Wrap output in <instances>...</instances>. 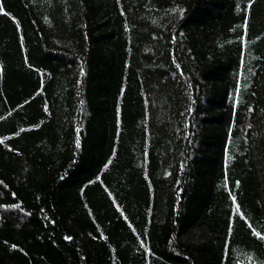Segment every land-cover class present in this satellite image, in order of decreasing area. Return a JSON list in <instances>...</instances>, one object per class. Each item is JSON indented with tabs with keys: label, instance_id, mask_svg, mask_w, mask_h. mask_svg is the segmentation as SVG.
Listing matches in <instances>:
<instances>
[{
	"label": "trees",
	"instance_id": "16d2710c",
	"mask_svg": "<svg viewBox=\"0 0 264 264\" xmlns=\"http://www.w3.org/2000/svg\"><path fill=\"white\" fill-rule=\"evenodd\" d=\"M0 9V264H264V0Z\"/></svg>",
	"mask_w": 264,
	"mask_h": 264
},
{
	"label": "snow or ice",
	"instance_id": "6c2138e0",
	"mask_svg": "<svg viewBox=\"0 0 264 264\" xmlns=\"http://www.w3.org/2000/svg\"><path fill=\"white\" fill-rule=\"evenodd\" d=\"M3 9H0V12H2ZM183 14L182 10H181V15ZM78 146H79V142H77ZM235 203V200L233 201ZM237 211H239V209L237 208ZM257 235L259 236L260 239L264 240V236H260L259 233H257Z\"/></svg>",
	"mask_w": 264,
	"mask_h": 264
}]
</instances>
